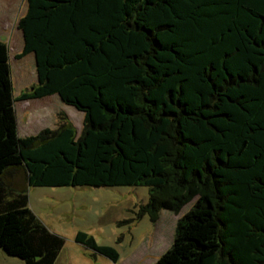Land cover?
Instances as JSON below:
<instances>
[{
  "label": "trees",
  "instance_id": "1",
  "mask_svg": "<svg viewBox=\"0 0 264 264\" xmlns=\"http://www.w3.org/2000/svg\"><path fill=\"white\" fill-rule=\"evenodd\" d=\"M17 28L37 84L14 95L0 42V251L61 255L29 188L146 187L154 224L196 199L155 264H264V0H27ZM54 95L84 113L82 134L59 121L20 137L15 104Z\"/></svg>",
  "mask_w": 264,
  "mask_h": 264
},
{
  "label": "rangeland",
  "instance_id": "2",
  "mask_svg": "<svg viewBox=\"0 0 264 264\" xmlns=\"http://www.w3.org/2000/svg\"><path fill=\"white\" fill-rule=\"evenodd\" d=\"M26 10L27 0H0V41L12 48L16 46V40L24 43L17 24ZM32 57L22 63L27 74L18 75L14 67L16 97L33 87L34 80L28 86L21 84L25 77L29 78L31 68L33 77L37 79L35 58ZM15 110L22 138L37 135L44 129L54 130L60 122L71 124L77 137L82 134L84 113L63 103L58 95L38 101L17 102ZM61 114L64 120H60ZM28 195L32 211L52 232L65 240L59 264H155L172 245L178 220L196 202L195 199L184 206L179 215L162 211L159 222L154 224L148 215L140 217V207L149 200L146 187L29 188ZM79 231L93 236L100 245L116 248L120 255L118 263L76 243ZM0 264L21 262L0 251Z\"/></svg>",
  "mask_w": 264,
  "mask_h": 264
},
{
  "label": "crops",
  "instance_id": "3",
  "mask_svg": "<svg viewBox=\"0 0 264 264\" xmlns=\"http://www.w3.org/2000/svg\"><path fill=\"white\" fill-rule=\"evenodd\" d=\"M0 42H2V41H0ZM16 43V46L14 47L13 46V48H12V46H10V44H7L8 45V47H9V56H10V64H11V70H12V77H13V73H14V67H16V69H17V73H18V75H20V74H22L23 73V75H25V74H27V72H26V68H25V66L22 64L23 63V60H25V59H29V58H31L33 55H28V56H26V57H24L23 59H20V60H18V59H16V56L17 55H20L22 52H23V48H24V43L22 44V43H18V41L16 40L15 41ZM3 43H5V42H3ZM12 57H13V60L14 61H12ZM33 58V57H32ZM13 62H14V66H13ZM20 63V64H19ZM32 70V68L29 70V73H28V75H29V78H27V77H25L24 79H23V82L21 83L22 85H27L29 82H32L33 80L35 81L34 82V84L32 83V86H34V85H36L37 84V79L35 78V77H33V70ZM27 76V75H26ZM28 86V85H27ZM25 88V87H24ZM28 88H30V87H28ZM27 88V89H28ZM31 89V88H30ZM31 91V90H30ZM52 97V96H51ZM47 98H49V97H47ZM44 99H46V98H44ZM40 100H42V99H40ZM32 101V100H31ZM34 101H38V100H34ZM27 102H30V101H27ZM18 119V118H17ZM55 264H59V260H57V262L55 263Z\"/></svg>",
  "mask_w": 264,
  "mask_h": 264
}]
</instances>
